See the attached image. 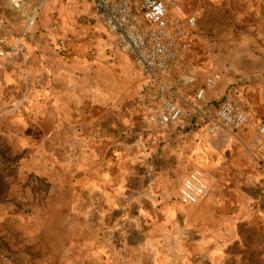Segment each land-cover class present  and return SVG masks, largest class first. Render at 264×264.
I'll list each match as a JSON object with an SVG mask.
<instances>
[{
	"label": "crops",
	"instance_id": "obj_1",
	"mask_svg": "<svg viewBox=\"0 0 264 264\" xmlns=\"http://www.w3.org/2000/svg\"><path fill=\"white\" fill-rule=\"evenodd\" d=\"M184 5L198 18L191 39L198 70L142 79L133 63L141 71L138 79L115 83L99 60L84 63L95 59L93 48L70 42L72 60L59 68L60 78L48 77L32 55L0 57V133L7 143L28 142L24 133L36 126L32 137L44 149L46 164L54 166L61 190L86 198L92 227L112 235L107 245L137 244L149 252L151 264H223L238 261L244 231L264 235V164L256 169L250 159L233 158L237 175L196 204H183L180 189L193 170L214 177L223 149L228 144L234 149L239 140L254 137L252 127L260 133L264 126V0H184ZM37 6L38 20L42 5ZM22 19L9 0H0V37L26 42L30 31L16 36ZM59 28L60 21L54 24ZM214 73L221 81L203 99L202 111L194 112L184 101H192ZM25 82L34 87L20 94ZM77 85L86 87L81 91ZM172 93L184 104L181 120L162 129L144 124L140 101L153 102L147 116ZM226 99L246 112L242 131L215 124L216 109ZM240 199L246 200L243 208Z\"/></svg>",
	"mask_w": 264,
	"mask_h": 264
},
{
	"label": "rangeland",
	"instance_id": "obj_2",
	"mask_svg": "<svg viewBox=\"0 0 264 264\" xmlns=\"http://www.w3.org/2000/svg\"><path fill=\"white\" fill-rule=\"evenodd\" d=\"M35 2L41 4L42 8L36 25L26 37L27 56L30 58L32 55L35 61L40 60L48 77H63L59 68L72 60V55L62 51L60 42L65 40L84 48L85 45L93 48L95 59H85L84 63L99 60L109 67L115 83L122 81L125 84L138 79L141 71L135 67L132 58L117 47L114 36L96 18L87 0ZM59 21L60 28L56 31L54 24ZM20 24L21 29L16 36L25 32L23 19ZM142 75L144 79L146 76ZM37 77L38 70L33 81ZM59 83L65 85L62 80ZM79 86L81 91L86 87ZM32 87V82H25L19 92H27ZM140 102H143L145 109L141 117L145 124L146 113L153 102ZM35 128L29 127L24 133L29 138L28 142L16 139L13 143H7L5 133H0V264H151L147 257L149 252L142 251L135 246L137 244L119 246L113 245V241L111 245L105 243L112 235H108L106 230L92 227V216H88L84 210L85 197H77L69 188L61 190L54 166L46 164L44 149L40 148L37 136L32 137ZM251 132L254 137L241 139L243 143L239 140V148L235 143L234 149L230 144L223 149L219 170L214 177L206 178L204 174L209 196L213 189L219 190L237 175L238 166L232 163L233 158L250 159L256 169L264 164V158L260 155L264 136L260 135L257 127H252ZM245 205L246 200L240 199V208ZM244 232L246 244L238 261L223 264H264V235L257 231ZM174 264L212 263L188 260Z\"/></svg>",
	"mask_w": 264,
	"mask_h": 264
},
{
	"label": "built area",
	"instance_id": "obj_3",
	"mask_svg": "<svg viewBox=\"0 0 264 264\" xmlns=\"http://www.w3.org/2000/svg\"><path fill=\"white\" fill-rule=\"evenodd\" d=\"M93 7L99 22L114 36L118 48L128 54L133 63L148 79H161L185 70H198L192 57L191 39L198 26V18L187 14L184 0H87ZM14 10L23 14L25 32L36 25L39 8L35 0H9ZM58 26H55L57 29ZM66 54L73 55L69 43L60 42ZM94 54V52H92ZM0 57H27L24 37L8 42L0 37ZM221 74L208 75L205 84L194 99H186L185 105L194 112L202 111L205 96L214 91L221 81ZM184 104L172 93L160 105L156 113L145 117V122L162 129L177 123L184 115ZM248 123L246 112L231 100H223L215 112V124L223 128L242 131ZM264 136V126L260 128ZM216 134L214 128H210ZM264 158V141L260 147ZM209 196V186L201 170H195L185 180L180 190L184 204H196Z\"/></svg>",
	"mask_w": 264,
	"mask_h": 264
}]
</instances>
